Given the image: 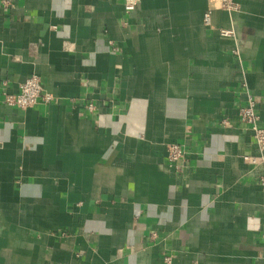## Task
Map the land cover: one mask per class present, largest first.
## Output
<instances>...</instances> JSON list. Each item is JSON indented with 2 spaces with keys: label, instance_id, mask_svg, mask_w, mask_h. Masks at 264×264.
Segmentation results:
<instances>
[{
  "label": "crops",
  "instance_id": "obj_1",
  "mask_svg": "<svg viewBox=\"0 0 264 264\" xmlns=\"http://www.w3.org/2000/svg\"><path fill=\"white\" fill-rule=\"evenodd\" d=\"M234 1L0 0V264H264V0ZM33 74L50 100L6 104Z\"/></svg>",
  "mask_w": 264,
  "mask_h": 264
},
{
  "label": "built area",
  "instance_id": "obj_2",
  "mask_svg": "<svg viewBox=\"0 0 264 264\" xmlns=\"http://www.w3.org/2000/svg\"><path fill=\"white\" fill-rule=\"evenodd\" d=\"M222 4L224 7L229 9L237 7V4L234 0H222ZM135 5L136 1L126 3V10L130 11L134 9ZM205 21L207 23L210 22V13L205 14ZM222 32L224 34H231L233 31L223 30ZM50 98L51 95L45 91V87L41 78L38 75L33 74L20 85L19 91L14 93H6L4 102L8 105H14L26 109L34 106L41 100L49 101ZM239 117L241 121L250 125L259 147L261 150H264V127H262L258 122L259 115L256 110V101L252 97H250V100L246 105L240 107ZM225 122L226 121H224V123ZM168 149L169 158L172 162L179 160L185 154L183 147L176 143L170 144ZM253 161L257 162L256 159H253ZM259 161L264 165V155ZM260 183L264 185V176L260 179Z\"/></svg>",
  "mask_w": 264,
  "mask_h": 264
}]
</instances>
